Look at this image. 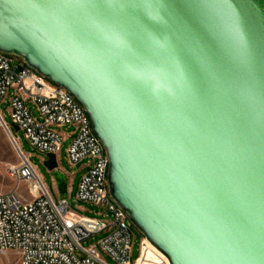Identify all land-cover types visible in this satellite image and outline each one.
Segmentation results:
<instances>
[{"label":"water","instance_id":"obj_1","mask_svg":"<svg viewBox=\"0 0 264 264\" xmlns=\"http://www.w3.org/2000/svg\"><path fill=\"white\" fill-rule=\"evenodd\" d=\"M0 52L81 104L170 264H264V0H0Z\"/></svg>","mask_w":264,"mask_h":264},{"label":"built area","instance_id":"obj_2","mask_svg":"<svg viewBox=\"0 0 264 264\" xmlns=\"http://www.w3.org/2000/svg\"><path fill=\"white\" fill-rule=\"evenodd\" d=\"M1 102L8 103L12 124L44 156V161L53 154L57 162L56 155L65 139L59 129L73 128L68 135L72 141L67 161L71 166L81 162V168L87 169L78 183L75 200L93 204L101 212L98 217H89L72 210L67 200H55L0 112V123L9 130L11 142L20 152V162L7 166L6 173L17 184L25 183L31 195L25 199L18 188L0 192V251H16L20 264H108L106 257L117 264H131V221L109 196L108 158L81 104L63 87L2 52ZM26 102L34 105L38 119ZM97 236L101 237L86 244ZM142 243L140 240L139 255L133 264H139Z\"/></svg>","mask_w":264,"mask_h":264},{"label":"rangeland","instance_id":"obj_3","mask_svg":"<svg viewBox=\"0 0 264 264\" xmlns=\"http://www.w3.org/2000/svg\"><path fill=\"white\" fill-rule=\"evenodd\" d=\"M20 62L24 63L22 59L10 55ZM27 107L29 108L31 114L38 119V113L34 105L30 102H26ZM0 112L3 117L4 122L10 127L14 136L19 140L20 148L28 155L30 162L35 166L39 175L43 179L45 185L52 192L55 200L65 199L68 201L72 210L84 214L89 217H98V212L101 210L90 204L88 202H82L75 200L78 183L81 179V176L86 172V168H81L83 163H78L75 166H71L66 158L67 149L72 141V137L68 136L73 128L70 126H63L59 131L64 135L65 139L61 143L59 152L57 153V166L56 168L49 170L45 166L44 156L36 152L24 138L21 131H15L12 127V119L9 112V106L7 102L0 103ZM20 162L18 154L16 153L14 146L7 135L4 128L0 125V192H6L10 190H16L23 194L25 199H30L31 195L26 192L25 183L17 182L9 177L6 173V168L9 165H15ZM109 218V216L105 217ZM131 229L134 236L131 239V252H130V263L133 264L134 260L139 255V246L140 240H143L142 243V253L141 257L143 259L146 256H155L164 259L165 257L147 240L142 232L131 222ZM101 236L95 237L93 240H89L86 244L92 243L95 240H98ZM106 262L108 264H117L109 257H106ZM0 264H20L18 254L14 250H5L0 251Z\"/></svg>","mask_w":264,"mask_h":264},{"label":"crops","instance_id":"obj_4","mask_svg":"<svg viewBox=\"0 0 264 264\" xmlns=\"http://www.w3.org/2000/svg\"><path fill=\"white\" fill-rule=\"evenodd\" d=\"M147 263L146 264H162L164 262V259L158 257V255L155 256H146L144 259ZM145 264V263H144Z\"/></svg>","mask_w":264,"mask_h":264},{"label":"bare ground","instance_id":"obj_5","mask_svg":"<svg viewBox=\"0 0 264 264\" xmlns=\"http://www.w3.org/2000/svg\"><path fill=\"white\" fill-rule=\"evenodd\" d=\"M10 140H11V139H10ZM12 144H13V143H12ZM13 146H14V145H13ZM14 149H15V151H16L17 154L20 153L19 150L17 149V147L14 146ZM138 263H139V264H144V263L146 264L147 262L143 259V257L140 256V259H139ZM167 263H168V262H167V259H165V261H164L162 264H167Z\"/></svg>","mask_w":264,"mask_h":264}]
</instances>
